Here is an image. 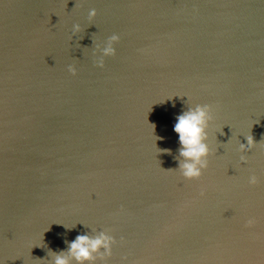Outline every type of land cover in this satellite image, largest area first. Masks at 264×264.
Wrapping results in <instances>:
<instances>
[{"label":"water","instance_id":"obj_1","mask_svg":"<svg viewBox=\"0 0 264 264\" xmlns=\"http://www.w3.org/2000/svg\"><path fill=\"white\" fill-rule=\"evenodd\" d=\"M197 105L188 180L174 126ZM101 234L85 264H264V0H0V264H79Z\"/></svg>","mask_w":264,"mask_h":264},{"label":"clouds","instance_id":"obj_2","mask_svg":"<svg viewBox=\"0 0 264 264\" xmlns=\"http://www.w3.org/2000/svg\"><path fill=\"white\" fill-rule=\"evenodd\" d=\"M97 16L95 9L89 13V18L93 19ZM75 33L81 31L80 25H75ZM120 40L119 35H112L109 38V44L103 49L104 56H114L116 49L114 44ZM99 67H104V59L100 58L97 61ZM69 71L77 74L75 66H70ZM212 108L208 105H197L195 108H189L177 117V122L174 126V131L179 135V143L181 145L179 154L184 158L180 164V171L184 178L188 180H198L202 177L205 169L208 168V157L211 150L207 143L209 122L213 119ZM155 126L153 125V128ZM247 145H241L242 149L252 148L256 146V140L252 135L246 137ZM169 152V149L161 150ZM244 159V158H242ZM257 178L251 177L250 183L256 184ZM201 195H204L202 192ZM256 223L254 219L248 221V226L251 227ZM114 243V238L106 234H101L96 238H91L87 235H80L75 241L70 243L69 254L73 256L79 264H85L86 261H92L94 254L99 252L101 248L107 251V255H112L111 245ZM55 264H69L68 260L61 254L55 258Z\"/></svg>","mask_w":264,"mask_h":264}]
</instances>
